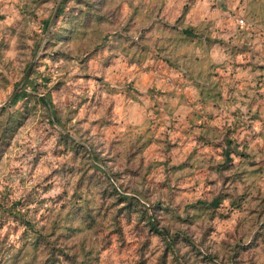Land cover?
Returning a JSON list of instances; mask_svg holds the SVG:
<instances>
[{
	"label": "rangeland",
	"instance_id": "obj_1",
	"mask_svg": "<svg viewBox=\"0 0 264 264\" xmlns=\"http://www.w3.org/2000/svg\"><path fill=\"white\" fill-rule=\"evenodd\" d=\"M0 264H264V0H0Z\"/></svg>",
	"mask_w": 264,
	"mask_h": 264
},
{
	"label": "trees",
	"instance_id": "obj_2",
	"mask_svg": "<svg viewBox=\"0 0 264 264\" xmlns=\"http://www.w3.org/2000/svg\"><path fill=\"white\" fill-rule=\"evenodd\" d=\"M23 225L25 226V227H30V222L29 221H27V220H24L23 222ZM51 259V258H50ZM51 262V261H50Z\"/></svg>",
	"mask_w": 264,
	"mask_h": 264
},
{
	"label": "built area",
	"instance_id": "obj_3",
	"mask_svg": "<svg viewBox=\"0 0 264 264\" xmlns=\"http://www.w3.org/2000/svg\"><path fill=\"white\" fill-rule=\"evenodd\" d=\"M238 23H239V24H240V23H242V20H241V19H239V20H238Z\"/></svg>",
	"mask_w": 264,
	"mask_h": 264
}]
</instances>
